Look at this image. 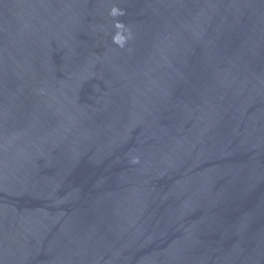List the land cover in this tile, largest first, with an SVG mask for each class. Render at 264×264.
I'll return each mask as SVG.
<instances>
[{
    "label": "water",
    "instance_id": "95a60500",
    "mask_svg": "<svg viewBox=\"0 0 264 264\" xmlns=\"http://www.w3.org/2000/svg\"><path fill=\"white\" fill-rule=\"evenodd\" d=\"M0 264H264V0H0Z\"/></svg>",
    "mask_w": 264,
    "mask_h": 264
}]
</instances>
